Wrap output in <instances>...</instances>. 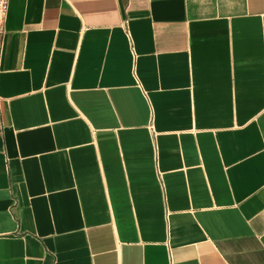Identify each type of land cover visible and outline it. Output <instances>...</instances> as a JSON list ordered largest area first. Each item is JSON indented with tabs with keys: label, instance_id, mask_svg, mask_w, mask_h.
<instances>
[{
	"label": "crops",
	"instance_id": "obj_1",
	"mask_svg": "<svg viewBox=\"0 0 264 264\" xmlns=\"http://www.w3.org/2000/svg\"><path fill=\"white\" fill-rule=\"evenodd\" d=\"M0 264H264V0H9Z\"/></svg>",
	"mask_w": 264,
	"mask_h": 264
},
{
	"label": "built area",
	"instance_id": "obj_2",
	"mask_svg": "<svg viewBox=\"0 0 264 264\" xmlns=\"http://www.w3.org/2000/svg\"><path fill=\"white\" fill-rule=\"evenodd\" d=\"M9 0H0V49L2 47V37L4 34V20L8 9Z\"/></svg>",
	"mask_w": 264,
	"mask_h": 264
}]
</instances>
